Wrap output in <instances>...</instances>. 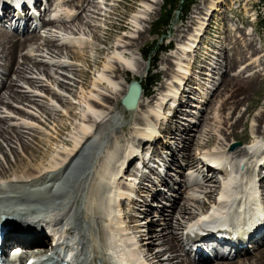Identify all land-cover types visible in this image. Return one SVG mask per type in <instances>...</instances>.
Masks as SVG:
<instances>
[{
  "label": "bare ground",
  "instance_id": "6f19581e",
  "mask_svg": "<svg viewBox=\"0 0 264 264\" xmlns=\"http://www.w3.org/2000/svg\"><path fill=\"white\" fill-rule=\"evenodd\" d=\"M53 1L36 0L37 14L31 15L34 11L30 13L25 0H0V24L6 25V20L10 27L27 24L15 32L0 29V57L6 59L0 63V88L5 89L0 90V112L7 113L0 115V150L9 166L0 160V221L13 218L15 226L6 236L4 250L19 247L16 264H23L27 256L39 264H264V247L255 251L264 245L263 111L256 115L253 141L232 146L237 129L244 126V114L239 112L235 119L236 102L256 80L244 74L257 67L256 56L262 51L250 39L255 29L227 16L237 0L199 1L189 21L171 37L177 45L162 57L165 79L154 94L147 96L143 84L132 82L141 85L142 93L129 115L121 100L130 79H142L151 66L138 45L145 40L143 22L152 12L150 5L161 0H143L144 9L131 16L132 31L110 48L99 31L117 0ZM22 2L17 17L14 4ZM242 9L254 19L250 0ZM216 16L224 21L221 52L218 57L210 55L209 62L204 59L207 66L197 69L199 44ZM28 20L35 22L32 30ZM40 27L45 28V39L38 34ZM250 50L254 55L248 56ZM244 64L243 72L230 74ZM24 77L31 79L26 82ZM19 82L41 89L20 94L14 88ZM193 96L195 105L189 101ZM12 99L32 104L20 108L27 117L15 118L8 111ZM187 105L196 110L187 114ZM194 117L198 123L192 124L188 118ZM64 124H69L67 132ZM35 145L49 150L40 156ZM160 149L168 154L161 159L163 166ZM11 154L15 163L10 162ZM135 162L136 168L127 174ZM155 164L159 166L154 168ZM172 169L182 178L175 180ZM166 185L179 196L172 200V193L162 190ZM149 197L157 200L155 207ZM140 209L148 218L158 217L150 229L159 232L145 243L142 234L137 236L142 231ZM17 211L35 215L31 222L20 223ZM160 221L163 226L157 229ZM49 224L55 226L51 232L57 229L56 245V238L46 234ZM207 224L226 232H220L223 236L242 226L244 246L227 252L206 245L209 253L194 252L195 246L204 244L191 235ZM254 251L253 257H240Z\"/></svg>",
  "mask_w": 264,
  "mask_h": 264
},
{
  "label": "rangeland",
  "instance_id": "374dc122",
  "mask_svg": "<svg viewBox=\"0 0 264 264\" xmlns=\"http://www.w3.org/2000/svg\"><path fill=\"white\" fill-rule=\"evenodd\" d=\"M54 1H53V3H54ZM142 1L143 0H117V2L115 4V8H114V10L112 12V15H110V17L106 20V26L103 27V29H101L99 31V35H100L102 41L104 42V46H108V48L112 47L114 45L116 39L119 36L128 35V33H130L132 31V29L134 27H133L132 22H131V16H132L133 13H135L137 11H141V10L144 9V7L142 6V3H141ZM199 1H201V0H197V2L192 5L191 9L187 13H183L182 14V13H179L177 11L176 15L174 16V19L172 21V24L169 27V30L163 36H162V31L159 30V26L161 24H163L165 22L164 20L166 19V11L164 9L165 5L163 3V0H161L160 4L150 5L152 7L151 8L152 12H148V14L145 15V18H147L148 21L143 22V27H144L143 30L146 31L145 40H139V45L138 46H140V48L142 50L141 54L144 53V52H145V54H148L150 49H151V46L153 47L154 50H153V52H151V54H150L148 59L152 60V58H154L155 59V61H154L155 65H152L148 61L147 63H149L151 66L149 65L150 66L149 70L145 73V76L142 79H139V78L130 79L131 83L133 81H137V82H140V84H143L145 89L148 91L147 92L145 90L146 93H147V96L153 95L154 92L156 91V89L161 85V83L165 79V77L163 75V71L161 70V65H160L161 61H162V57L166 53L171 51L169 49H172V48H174L177 45L176 41L174 39H172L171 37L175 35V32H176L178 26L185 25L186 22L189 21V18H191V16L193 15L195 6L198 3H200ZM245 2H246V0H237V4L234 5V9L228 11L227 12V16H232L233 15L232 18L234 20L235 19H239L241 22L243 21L242 22V26L243 27H248L249 26V28L252 27L253 29H255V32L252 35V37H250V39H251V41H253V44L256 45V47H261L260 49L262 51L259 53L258 56H256L257 57V62L254 65H256L257 67L254 70H251L250 72L244 74V76L248 75V77L251 76L250 78L256 79L255 82L248 86V91L242 90V92L240 93L241 97L236 102V104L238 106V107L237 106L236 107L238 108V110H235V111H237V112H235V114H236L235 115L236 116L235 119L238 118L240 115L244 114V126H242V127L237 129L236 139L233 140V143H232V146L234 144H240L237 147L245 146L247 144H250L253 141L254 135L252 134V128H253V126L258 125V123L256 124V122H255L256 115H258V113H260L262 111L264 112V0H250V4L253 6L252 13L255 14L254 17H253L254 19H252V17L245 16V14L243 12V9H242V6L245 4ZM77 5H78V2L74 6L77 7ZM101 7L103 9H106V6H104L103 4H101ZM41 9H42V7H41ZM44 13H42L41 17L42 18H44V17L48 18V15H46V16L43 15ZM46 13H47V11H46ZM28 21H29V25L33 23L32 20H28ZM223 23H224V21H222L217 16L211 20V22L209 24V26L210 25L211 26H210L209 30L207 31L206 36L203 37L202 41L199 44L201 46L199 51L200 50L201 51L200 52L198 51L197 56H196L197 64L195 66H196L197 69L202 68V66H207L206 62L210 61V59H211L210 55H214V56L218 57V55H216V54H218V52H221V51H219L220 49H218V47H219L220 42L222 40V36L224 35V33H223L224 29L222 27ZM25 25H27V24H25ZM0 29H5V28L4 27H0ZM44 29L45 28H41L40 27L39 28L40 32L39 33L37 32L38 34L41 33L43 35L42 39H45ZM53 29L56 30V28H53ZM157 33H159V35H156ZM18 37H21V36H18ZM136 39H138V36H137ZM100 46L102 47L103 45L100 44ZM216 46H217V48H216ZM165 48H167V49H165ZM208 48H210V50ZM213 50H214V52H213ZM27 51H28L27 48L25 50H23L22 55H24ZM216 51H217V53H216ZM111 52H112V50H110V49L107 51L108 54H110ZM36 54L39 55L40 53H36ZM251 55H254V54L250 50L248 56H251ZM100 57H103V56L100 55ZM39 59H42V56H39ZM204 59H207L206 62H203ZM5 62H6L5 57H3V59H1V57H0V63H4L5 64ZM250 63L252 64L253 62L248 61V63H246V64L249 65ZM39 64L40 65H45L43 62L39 63ZM239 65H241V64H238V66ZM47 66L48 65L46 64L45 67H47ZM238 66H237V68L235 70H232L230 72L231 75H234V73L235 74L236 73L239 74V73L243 72L245 68H247V66L245 64L243 66H241V67H238ZM244 66H245V68H244ZM53 70H56V68L54 67ZM87 71H88V75H92V71H90V70H87ZM7 73L8 72H6V74ZM11 75H12V79L15 80L16 79L15 73L12 72ZM151 75L153 77L156 76L155 79L158 80L153 88L150 87L148 85V83H147V79ZM30 79L31 78H29V77H26V78L24 77L25 81L26 80L29 81ZM1 80H2V77H0V81ZM29 87H31V88H29ZM34 87L39 88L40 86H36V85L31 84V83H23V82H21V83L19 82L17 86H14L15 89H18L17 93H20V94H31V95L33 94V92L30 91V90L35 89ZM39 89H41V87ZM0 90H1V92L5 91L4 88H0ZM217 93L215 95H218ZM196 98L197 97L193 96L191 99H189V101H191V104L194 103V105H195V104L198 103L196 101ZM219 98H220V96L215 97V99H219ZM237 99L238 98H236V100ZM12 102H13V105L12 104L11 105H7V108L9 107L8 111H13L12 115L15 118H17V117L21 118L23 116H26L20 108L29 109L30 106L32 105L29 101H25V100H23V101L17 100L16 101V99H12L11 103ZM194 105H187L186 106L187 114L191 110H196ZM169 106H170V104L167 105V108ZM239 112H240V115H239ZM129 113H130L129 111L128 112L126 111L127 115H129ZM168 113L170 114V111ZM231 113H234V111H231ZM0 115L5 116V115H7V113L6 112L5 113L0 112ZM196 118L197 117H194V119L193 118H188V119L190 121H192V124H194V122L198 123V118L197 119ZM182 122L184 124H186V126L188 125V122L185 119ZM1 124H3V123H1ZM262 125L264 127V123ZM68 127H69V124H64L63 131L65 132L66 131L65 128H68ZM126 127H128V126H126ZM263 133H264V131H263ZM263 133H262V137L264 138V134ZM28 137H30L31 139L33 138L30 135H28ZM163 139L165 140V137ZM2 141H3V138L0 137V144H2ZM35 147L37 149H39L37 153L40 156H45V152H47L49 150V149H46V151L43 150L42 145H41V148L36 146V145H35ZM15 148H17V146ZM161 151H162L163 157L160 158L159 160H161V159H165L166 160L165 157H166L167 153L163 152V150H161ZM5 152L6 151H4V153ZM20 152L22 154H25V152L22 151V150ZM192 152L195 155L196 152H197V147L195 148V146H194L193 149H192ZM14 155L15 154H11L10 162H14V163L16 162V158H15ZM167 156H168V154H167ZM0 160H2L1 162L4 165L9 167L8 164H7V161L5 160L4 154H3V152H1V150H0ZM162 162H164V161L163 160L160 161L161 165L163 166ZM136 166H137V164L135 162L130 167V170L127 172V174H132L131 172L136 168ZM154 166H155L154 168H156V166H159V165L155 164ZM171 171H173L172 173H173V176H174L175 180H179V179L182 178V176L180 174H178L177 172H174L175 171L174 169H172ZM184 171L187 172V169L184 170ZM172 183H170V185H173ZM166 187H167V185H166ZM166 187L163 186L162 190L165 191L164 193H166L168 191V193H166V194H171L172 193V195H173V197L171 198L172 200H173L174 197L179 196V194L177 192H172L171 190H168L169 187H167V188ZM140 195H144V194L142 193ZM150 199L151 198L149 197L148 198L149 204H153V203L155 204V205H150V206H154L155 207L156 204L158 203L157 200L156 199H153V200L151 199L152 201H150ZM183 202H184V200L182 199L181 203H183ZM170 203H172V201L167 203L168 205H167L166 209L168 211L170 210V208H169ZM142 210L143 209L138 210V218L141 221L140 222L141 226L139 227V229H142V231L141 232H137V236L139 237L142 234L143 237L145 238L144 239V243H145L146 241L148 242L149 235H153L154 233L159 232V231L151 232V229H150L151 224H152L151 222H155L156 223V219H158V217L155 215V217L151 216L150 218H148V216H145V214H144V212H142ZM160 223H161L160 225H159V223H158V225H156L157 229H161L160 227L163 226L162 225L163 221H160ZM179 232H180L179 234L181 236V234L183 232V228L181 230H179ZM47 246H49V240L44 245V247H47ZM155 247H158V249H160V250L162 248L163 249L165 248V246H162V245H159V246L155 245ZM263 247H264V245H261L260 247L256 248L255 251L258 252V250L263 249ZM145 248H147V247H144V249ZM255 251H254V253L252 252V253H246L245 255H240V257L241 258L253 257L256 254ZM240 257H238L236 259H233V260H238V259H240ZM26 258H28V256L25 257V259ZM174 262L177 263L178 260H176ZM157 264H162V262H158Z\"/></svg>",
  "mask_w": 264,
  "mask_h": 264
},
{
  "label": "trees",
  "instance_id": "16d2710c",
  "mask_svg": "<svg viewBox=\"0 0 264 264\" xmlns=\"http://www.w3.org/2000/svg\"><path fill=\"white\" fill-rule=\"evenodd\" d=\"M195 2H197V0H163V3L165 5L164 9L166 11V19L164 20L165 22L159 26V30L162 31V36L169 30V27L171 26L172 21L174 19V16L176 15V12L178 11L179 13H182V14L189 12V10L191 9L192 5ZM156 35H159V33H157ZM153 50L154 49L151 46L149 53L145 55V52H144V56L148 59L151 52H153ZM150 61L153 64L155 60L152 59ZM155 77H153L151 75L147 79L148 85L152 88L154 87L155 83L157 82V79H155ZM144 89H145V87H144Z\"/></svg>",
  "mask_w": 264,
  "mask_h": 264
},
{
  "label": "water",
  "instance_id": "95a60500",
  "mask_svg": "<svg viewBox=\"0 0 264 264\" xmlns=\"http://www.w3.org/2000/svg\"><path fill=\"white\" fill-rule=\"evenodd\" d=\"M141 92V86L136 82L132 83L129 86L126 95L121 100V103L124 108L128 111H132L133 109H135L141 96Z\"/></svg>",
  "mask_w": 264,
  "mask_h": 264
}]
</instances>
